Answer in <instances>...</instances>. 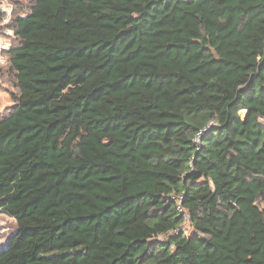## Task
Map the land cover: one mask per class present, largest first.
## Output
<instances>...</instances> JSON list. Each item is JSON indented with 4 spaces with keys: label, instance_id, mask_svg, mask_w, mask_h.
Returning <instances> with one entry per match:
<instances>
[{
    "label": "trees",
    "instance_id": "16d2710c",
    "mask_svg": "<svg viewBox=\"0 0 264 264\" xmlns=\"http://www.w3.org/2000/svg\"><path fill=\"white\" fill-rule=\"evenodd\" d=\"M8 1L0 264H264V0Z\"/></svg>",
    "mask_w": 264,
    "mask_h": 264
},
{
    "label": "rangeland",
    "instance_id": "374dc122",
    "mask_svg": "<svg viewBox=\"0 0 264 264\" xmlns=\"http://www.w3.org/2000/svg\"><path fill=\"white\" fill-rule=\"evenodd\" d=\"M8 1V0H6ZM16 3L18 11L26 12L28 11V7L30 5V0H11ZM9 2V1H8ZM9 4H11L9 2ZM13 91V84L11 82L10 75L0 74V115L4 114L8 108L13 104L11 98V92ZM241 116L243 113L241 112ZM185 230H189V225L187 222L184 223ZM16 228V222L14 218L0 213V250L4 248L8 239L12 235ZM248 256H244V259H247Z\"/></svg>",
    "mask_w": 264,
    "mask_h": 264
},
{
    "label": "built area",
    "instance_id": "2783aa9c",
    "mask_svg": "<svg viewBox=\"0 0 264 264\" xmlns=\"http://www.w3.org/2000/svg\"><path fill=\"white\" fill-rule=\"evenodd\" d=\"M0 10L3 13L0 21V25L3 26V28L0 30V65H4L8 61L7 52L10 50L12 39L15 37L14 29L8 26L13 7L11 4H9L8 1L0 0ZM261 124H264V119H261ZM179 210L181 212H185L183 207H181L180 205Z\"/></svg>",
    "mask_w": 264,
    "mask_h": 264
}]
</instances>
